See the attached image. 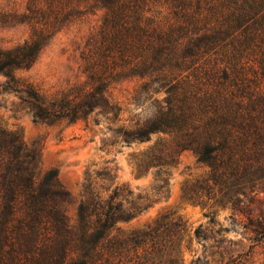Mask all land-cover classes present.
I'll list each match as a JSON object with an SVG mask.
<instances>
[{"label": "trees", "instance_id": "1", "mask_svg": "<svg viewBox=\"0 0 264 264\" xmlns=\"http://www.w3.org/2000/svg\"><path fill=\"white\" fill-rule=\"evenodd\" d=\"M24 10L31 36L0 48V92L17 99L15 110L47 125L96 111L125 145L166 136L171 155L192 152L213 184L240 192L264 172V0H27ZM93 10L102 19L80 53L83 84L44 93L16 77L60 25ZM134 80L126 105L151 113L124 125L108 90ZM56 174L41 170L39 149L0 126V264H182L178 222L119 230L149 197L92 169L69 217Z\"/></svg>", "mask_w": 264, "mask_h": 264}, {"label": "rangeland", "instance_id": "2", "mask_svg": "<svg viewBox=\"0 0 264 264\" xmlns=\"http://www.w3.org/2000/svg\"><path fill=\"white\" fill-rule=\"evenodd\" d=\"M26 2L0 0V48L21 44L31 36L32 26L25 22ZM101 19L102 12L93 10L64 22L31 67L17 71L16 77L44 93L83 84L80 53ZM3 81L0 76V84ZM139 86L134 80L112 84L108 90L121 103L124 125L151 113L148 104L126 105ZM16 103L12 94L0 92V126L17 133L27 147L39 149L42 171H56L69 197V217L74 216L85 172L106 168L116 177L115 184L146 195L152 202L135 219L119 224L121 233L146 230L166 217L183 228L179 242L182 264H264V172L254 176L251 188L246 185L240 192L242 188L229 181L213 184L208 167L192 152L171 155L166 136L151 135L148 142L125 145L96 111L84 121L47 125L33 122L25 110H15Z\"/></svg>", "mask_w": 264, "mask_h": 264}]
</instances>
